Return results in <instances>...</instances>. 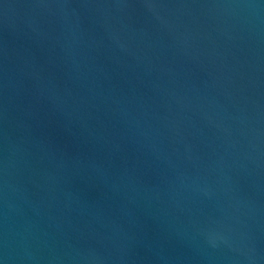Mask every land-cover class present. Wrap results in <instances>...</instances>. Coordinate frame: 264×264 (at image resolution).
I'll use <instances>...</instances> for the list:
<instances>
[{
  "label": "water",
  "instance_id": "1",
  "mask_svg": "<svg viewBox=\"0 0 264 264\" xmlns=\"http://www.w3.org/2000/svg\"><path fill=\"white\" fill-rule=\"evenodd\" d=\"M0 264H264V0H0Z\"/></svg>",
  "mask_w": 264,
  "mask_h": 264
}]
</instances>
